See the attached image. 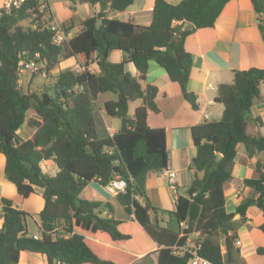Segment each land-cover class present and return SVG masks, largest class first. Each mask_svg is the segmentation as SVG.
Masks as SVG:
<instances>
[{"label": "trees", "instance_id": "obj_1", "mask_svg": "<svg viewBox=\"0 0 264 264\" xmlns=\"http://www.w3.org/2000/svg\"><path fill=\"white\" fill-rule=\"evenodd\" d=\"M69 1L99 3L100 10L82 20L80 31L59 45L51 41L48 6L40 11L38 0H25L9 11L0 7L3 174L22 197L38 188L44 200L37 213L38 237H33L27 229L28 213L10 198H0V264H16L22 250L44 254L45 264H133L138 255L152 252L157 253L156 264H189L190 254L176 249L193 232H198L199 255L214 264L231 263L237 252L232 242L247 207L255 205L264 214L263 161L256 160L254 176L242 179L252 194L242 197L233 212L226 211L223 192L224 183L232 177L237 144H243L249 156L258 151L264 158V135L247 131L250 121L259 120L252 116L251 106L260 96L264 68L235 70L232 81L220 84L215 96L223 104L221 117L192 126L195 173L186 194L176 197L173 210L153 206L146 191L147 173L165 169L168 152L164 129L147 124L148 110H157L156 87L141 84L153 59L197 108L195 94L186 87L192 58L184 41L194 29L212 26L228 0H154L148 25L109 16L105 10L108 6L122 11L134 0ZM252 4L264 31V0H252ZM98 18L102 21L96 26ZM186 21L193 25L191 29H183ZM69 22L62 23L66 31ZM113 49L123 52L120 61L108 59ZM93 52L96 69L91 71L88 58ZM36 53L48 73L62 60L79 54L86 61L79 70L58 69L51 91L36 93L18 82L19 62ZM127 62L134 64L137 75L125 69ZM104 92L114 94L103 102L106 114L120 119L112 135H100L96 128L94 103ZM137 99L141 103L129 116V103ZM29 109L34 116L27 118ZM24 122L34 129L29 138L18 134ZM49 159L57 167L54 174L40 165ZM116 175L127 177L125 190L115 193L129 215L125 220L113 216L109 201L80 195L90 181L105 186ZM160 210L175 220V228L160 223ZM234 213L241 215L239 220H231ZM256 228L264 235V221ZM218 232L224 235V251L215 238Z\"/></svg>", "mask_w": 264, "mask_h": 264}, {"label": "crops", "instance_id": "obj_2", "mask_svg": "<svg viewBox=\"0 0 264 264\" xmlns=\"http://www.w3.org/2000/svg\"><path fill=\"white\" fill-rule=\"evenodd\" d=\"M166 1L177 3L180 0ZM2 2L3 0H0V7ZM46 3L52 15L51 21L61 24L70 21L67 24L68 37L80 31L82 20L100 10L99 3L78 1L72 3L69 0H46ZM153 3L154 0H134L130 6L122 11H111L108 6L105 10L109 16L114 15L140 25H148L151 20ZM184 46L192 58L186 87L187 90L195 94L197 108H192L189 101L183 97L179 83L172 80L167 71L153 59L148 61L145 79L141 81L142 86L148 83L156 87L155 103L157 110H148L147 124L152 128L164 129L168 152L167 167L162 170L149 171L146 176L145 187L151 204L165 210L175 208L176 197L186 194V189L195 173L194 169L191 168V159L196 153L192 138V126L204 121L217 120L222 115L223 104L215 100L218 86L222 83H230L235 70L250 67L264 68V31L259 27V15L253 7L252 0H228L214 24L209 27L194 29L186 36ZM122 57L123 52L119 49H113L108 54V59L113 62L120 61ZM85 61V57L79 54L62 60L59 65L61 69L65 65L64 68L70 67L79 70V64L82 65ZM88 68L91 71L96 69L94 52L88 58ZM125 69L132 75H137V70L132 62H127ZM28 75L29 72L22 74L19 81L20 85L24 82L27 83ZM100 94L95 103L99 105L98 113L101 118V125L104 135H112L119 128L120 119L119 121H114V118L108 119L109 115L106 114L103 108V102L114 97L106 98L105 96L99 101ZM131 103H134L132 112H130ZM140 103V99L129 103V116L133 115L134 108ZM251 113L253 117H259V120L248 123V133L264 135V82L260 85L259 98L255 99L251 106ZM33 114L34 112L30 115ZM26 127V129L22 127L18 129V134L22 138H29L34 132V129L29 125ZM256 160L264 162L261 153L256 151L252 156H249L243 144L236 145V155L232 164V177L223 185L226 211L233 212L242 197L252 194V189L244 185L242 179L255 175ZM4 165L5 156L0 153V198L8 197L15 207L26 211L28 214L33 213L38 216L37 213L44 205L41 190L37 188L36 192L27 197H22L16 191L15 185L2 176L4 175ZM40 165L43 171L50 174H54L57 170L55 163L50 159L41 161ZM168 169L173 170L176 174L177 186L175 191L168 184L166 173ZM47 170H51V172ZM198 174L201 175V172H198ZM89 184L90 182L80 194L84 198L89 197L84 194ZM102 187L104 194L96 196L109 201L113 205L114 216L113 201H116L115 193H109L104 186ZM32 194H36L38 198L34 200L31 197ZM234 214L232 217H234ZM157 218L161 224H166L172 228L177 226L175 220L162 210L157 212ZM119 219L125 220L126 218ZM239 219L240 217L231 218L232 221ZM263 221L264 214L261 209L255 205L247 207L245 219L237 225V240L239 243L235 242L237 244L235 246L233 244V249H236L237 252L234 254L232 262L235 257L249 258L251 256L250 252H258L259 247L262 248L260 255L264 256V243L259 246L252 243L247 249L243 247L246 238H252L255 234H258L259 230L256 227ZM36 223L39 224V217H37ZM1 224L0 206V226ZM31 234H38V231ZM192 234L191 237L193 238L198 236V232ZM156 255V252L146 256L144 254L138 255L133 264H156ZM46 261L44 254L22 250L16 264H45ZM247 264H264V259L262 258L256 262L249 261Z\"/></svg>", "mask_w": 264, "mask_h": 264}, {"label": "rangeland", "instance_id": "obj_3", "mask_svg": "<svg viewBox=\"0 0 264 264\" xmlns=\"http://www.w3.org/2000/svg\"><path fill=\"white\" fill-rule=\"evenodd\" d=\"M41 63H39V70L37 72H29L28 75V81L27 83H21V87H23L24 89L36 92V93H40L42 91H51L53 83L55 81V77L56 74L58 72V69H61V66L59 65L57 68L53 69L51 72H47V70L45 69L44 66L40 65ZM63 69L65 67V65L62 66ZM24 74V73H23ZM26 81V80H25ZM113 95V96H112ZM114 97V94L111 92H105L100 94L99 96V101H101L104 97ZM101 106V105H100ZM134 106V103L130 104V112H132V108ZM98 109H99V105L97 103H94V111H95V121H96V128L97 131L100 135H104V130L102 128L101 125V118L99 116L98 113ZM33 111L31 109H29L26 113L27 117H31V113ZM34 116V114L32 115ZM114 118V121H119V118L117 117H111L109 116L108 119H112ZM28 126L26 122L23 123V125L21 126L22 128L26 129ZM48 168V167H47ZM48 172H51V170H47ZM50 174V173H48ZM4 176V175H2ZM0 178H1V171H0ZM84 194H87L88 196L90 195H100V194H104V189L102 186H100L99 184H97L95 181H90V184L86 187ZM34 200H36L38 197L36 196V194H32L31 196ZM114 203V216L117 218H129V215H127L122 207L116 202L113 201ZM37 215L33 214V213H29L26 216V224L28 227V230L30 233L32 232H36L38 231V225L36 223V219H37ZM258 234H255L254 237L252 238H246L244 241V245L243 247H245L246 249L249 248L251 246V244H255L257 246L262 245L264 243V235L258 231ZM224 235L220 232L215 234V238L220 242V244H224ZM238 239V234L237 237L235 239H233L232 245L234 244L237 245L235 242ZM252 239V240H251ZM249 254V253H247ZM251 256H249V258H240V257H235L234 261L232 263L229 264H247L249 261H260V259H264V256L262 257L260 255V251H252L250 252Z\"/></svg>", "mask_w": 264, "mask_h": 264}, {"label": "built area", "instance_id": "obj_4", "mask_svg": "<svg viewBox=\"0 0 264 264\" xmlns=\"http://www.w3.org/2000/svg\"><path fill=\"white\" fill-rule=\"evenodd\" d=\"M25 0H3L1 7L5 9L6 11H9L10 9L18 8ZM47 7L46 0H38V9L40 11H44ZM47 26L50 28L51 31V41L53 44L59 45L63 41H65L68 38V33L65 30V28L62 26L61 23H58L56 21H48ZM38 56V53L35 54L33 58L23 60L19 62L18 67V73H19V79L23 73L25 72H37L39 70V63L36 60V57ZM41 66H44L42 63ZM167 173V180L169 186L175 191L177 186V180H176V174L173 170L168 169L166 170ZM126 187V180L122 178V176L116 175L107 185L104 186L105 190L109 193H116L118 191H124ZM180 225H183V222H180ZM190 234L187 237L186 243L182 246H179L176 249V252L183 253L187 251L190 254L189 258V264H214L204 258L203 256L199 255L198 249L200 248V243L196 241L194 238L191 237ZM33 237H38V234H33ZM236 243L238 244L239 241L237 240ZM222 251H224V245H221Z\"/></svg>", "mask_w": 264, "mask_h": 264}, {"label": "water", "instance_id": "obj_5", "mask_svg": "<svg viewBox=\"0 0 264 264\" xmlns=\"http://www.w3.org/2000/svg\"><path fill=\"white\" fill-rule=\"evenodd\" d=\"M101 21H102V19L101 18H98L97 19V21H96V26H99L100 25V23H101ZM193 27V25L190 23V22H184V24H183V29H191ZM101 59H102V57H101ZM220 157V154H218V156H217V158H219ZM122 178L124 179V180H127V177L126 176H122ZM241 215L239 214V213H235L234 214V217H232V219H235L236 217H240Z\"/></svg>", "mask_w": 264, "mask_h": 264}]
</instances>
